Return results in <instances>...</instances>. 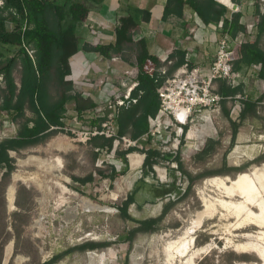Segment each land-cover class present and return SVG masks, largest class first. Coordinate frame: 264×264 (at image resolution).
<instances>
[{
  "label": "rangeland",
  "instance_id": "1",
  "mask_svg": "<svg viewBox=\"0 0 264 264\" xmlns=\"http://www.w3.org/2000/svg\"><path fill=\"white\" fill-rule=\"evenodd\" d=\"M62 1L57 0L58 3ZM117 18L108 25L114 28L118 24ZM7 26L8 30L12 29L10 23ZM135 36H139L137 32ZM246 39L251 41V34ZM120 63L122 70L114 77L102 76V71L98 70L90 72L88 67L82 72L83 76H90L93 84L103 81L99 87L102 93H98L100 97L97 99L102 112L108 109L113 92L120 91V82L125 79L123 71L126 64L123 60ZM97 66L104 69L101 63ZM243 73H246L243 77L247 82L245 93L256 99L259 96V81L254 73ZM13 75L19 86L20 61L15 65ZM68 77L72 80L75 78L73 73ZM77 83L78 88L89 91L90 87L79 78ZM4 89V80H0V104ZM51 93L53 100H56L58 90L52 88ZM236 104V101L228 103L230 118ZM74 107L73 101L68 103V117L73 116ZM260 112L254 125L245 123L242 126L238 140L232 147L231 133L226 130L228 119L222 113L216 115L213 118L216 131L203 135L207 141L209 136L216 135L223 128V134L227 136L225 147L206 161L194 160L193 152L179 156V161L172 159L178 164L182 163V167L179 164L181 174L169 170L164 183L156 175L153 178L147 175L146 180L140 178V174L131 171L130 167L114 181L101 177L98 169L110 174L114 167L110 163L112 159L97 167L95 152L91 147L74 142L66 131L45 144L20 153L10 152L15 169L5 180V170L0 169V264H38L51 260L56 254L64 255L54 264H185L192 252L202 249L204 251L198 254L193 264H264V162L249 165L245 171L233 175H208L196 181L191 192L186 193L190 184L188 174L198 176L206 171L224 169L225 162L228 166H245L264 154V101ZM28 115H32L30 111ZM70 117L66 120L68 128L76 123ZM18 129L19 122L11 121L5 113L0 116V141ZM200 143L197 146H201L202 150L205 143ZM30 158L41 161L22 164ZM54 158L57 160L52 161ZM118 163L122 172L124 165ZM256 171L257 174L253 175ZM15 174L25 175L30 180H19L14 184V207L10 208L6 192ZM90 174H93V181L86 185L71 178V175L86 177ZM242 174L248 175L244 184L246 189L233 186ZM213 179L219 181L207 184ZM57 182L63 189L55 188ZM132 192L135 204L130 205L128 211L134 220L159 216L168 202H174L175 206L161 222L158 231L139 234L130 245L125 238L127 232L137 224L122 215L117 206L122 205ZM87 204L110 211L89 209ZM15 227L20 230L19 234ZM89 241L110 242L111 245L102 250L78 249V246ZM176 245H188L189 253L181 257L176 255ZM231 253L245 256L246 259L234 260Z\"/></svg>",
  "mask_w": 264,
  "mask_h": 264
},
{
  "label": "trees",
  "instance_id": "2",
  "mask_svg": "<svg viewBox=\"0 0 264 264\" xmlns=\"http://www.w3.org/2000/svg\"><path fill=\"white\" fill-rule=\"evenodd\" d=\"M4 5L0 7V73L4 74L5 89L0 104V116L5 113L13 122H19L17 135L0 141V169H4L3 180L11 175L14 159L10 152L20 153L56 137L63 132L66 125L67 105L74 102V112L81 116L86 110H95L99 106L91 97H85L81 92H74V83L68 78L70 74V61L79 51L80 36L77 25L82 23L90 12L88 4L101 6L105 0H65L58 3L57 0H3ZM186 8L193 12V19L186 21ZM259 10V7H258ZM143 20L150 21V14L141 10ZM242 14L234 13L228 17L227 6L218 0H166L162 20L179 23L185 30L196 18L202 26L210 24L220 25L221 33H228L235 38L241 32H245V24L241 23ZM12 26L8 30L7 24ZM139 26V20L132 14L122 15L118 18V26L115 29L113 42L109 44L84 43L82 50L86 52L99 53L105 58L121 53L122 60L131 66H137L139 74V85L133 90L132 97L137 102L127 108L116 110V121L119 125V134L137 139L148 132V116H155L159 109L158 87L164 82L166 76L161 75V55H152L145 37L135 36V30ZM259 35L256 40H247L241 45L239 56L233 62V71L245 72L254 70L259 81V96L254 99L247 96L239 100L241 113L238 121L230 118V107L228 103H234L236 96H243L246 85L239 83L232 85L227 80L218 81V92L224 97L221 102V111L228 119L226 130L230 133L231 147L237 142L245 123L254 125L261 115V103L264 101V49L260 46V37L264 34V15L258 24ZM34 51L30 56L26 48ZM185 49L175 50L170 54L172 64L168 66V75L174 72L185 62ZM9 53H13L9 56ZM20 61L21 80L20 85L15 81L14 68ZM154 67L150 75L147 70ZM52 88L58 90V97L53 100ZM31 112V116L28 112ZM99 117L96 121H102ZM54 127V128H53ZM227 136L223 134V128L216 135L207 139L202 150L194 155V160L206 161L225 146ZM88 146L94 151L95 148L111 152L113 140L103 136L93 137ZM135 151L134 148L117 150V159L124 165L121 171L112 167L110 174H105L98 169L103 178L114 181L115 178L127 172L129 169L127 154ZM146 159L144 168H152L153 164L161 161L176 159L170 153L161 155L148 143L145 150ZM95 152V151H94ZM98 154L95 152V160ZM264 162V154L257 156L252 162L245 166H228L225 162L224 169L217 171H206L201 175L188 174L189 186L186 193H190L193 184L208 175H233L235 172H243L249 165H259ZM182 167V163H179ZM187 173V172H185ZM148 173L145 172L144 175ZM76 182L86 185L93 181V174L86 177L72 176ZM1 183V182H0ZM135 201L132 192L127 199L118 205L119 212L136 222L137 226L127 232L125 241L130 245L139 234L153 233L159 230L161 222L175 206L174 202H168L163 207L162 213L153 218L145 220H134L129 214V207ZM19 234L20 230L15 227ZM207 240V239H206ZM110 242L89 241L78 249L102 250L110 246ZM234 260L246 259L235 253ZM64 254H56L51 260L39 262L38 264H54L62 259Z\"/></svg>",
  "mask_w": 264,
  "mask_h": 264
},
{
  "label": "built area",
  "instance_id": "3",
  "mask_svg": "<svg viewBox=\"0 0 264 264\" xmlns=\"http://www.w3.org/2000/svg\"><path fill=\"white\" fill-rule=\"evenodd\" d=\"M219 1L227 6L229 18L234 13L241 11L240 6L233 0ZM257 2L264 15V0H257ZM3 5V0H0V7ZM257 24H259L258 21L246 24L245 32H241L235 38L228 33H222L217 41L214 59L208 67L197 65L196 60L199 58V54L196 49H193L186 52L184 64L170 76L168 75V66L172 64L170 54L160 56L161 75L166 78L157 89L160 100L158 112L155 116H148L149 129L143 136L132 139L129 136L120 135L119 125L115 119L116 110L127 108L137 102V99L132 97L133 90L139 85L137 66H132L125 72V79L121 81L122 89L113 99L109 100L108 109L102 112L101 105L98 104L97 109L86 110L81 116L74 113L71 118L76 123L71 124L69 128L66 124L64 131L71 135L74 142L85 146H88L92 138L96 136L113 140L111 152L94 149L98 154L97 167H101L109 161L108 159H112L110 163L115 167V170L119 171L118 162L120 161L117 159V150L134 148L135 151L127 154L128 166L131 171L135 170L139 173L140 178L144 177L146 180L147 175L148 178H153L156 175L164 183L167 181L169 170L181 174L179 164L175 160L155 163L151 169L144 168L147 155L144 150L147 144L150 143L152 148L162 156L170 153L173 158L183 157L192 152L196 154L200 151L201 146H197V144L201 142L200 145H203L206 141L203 134L216 131L213 118L220 113L221 102L224 100V97L218 92V81L227 80L232 85L247 83L243 77L246 73L233 71V62L239 56L241 45L247 42L246 37L250 35ZM218 28L221 29V24L218 25ZM193 34L196 38L198 32L194 31ZM26 50L30 56H33V50L28 47ZM111 61H122L121 53L114 54ZM154 69V67H150L147 72L152 75ZM253 73H255L253 69L247 71V75H253ZM0 80H4L2 73H0ZM75 90L83 94L80 89L75 88ZM246 97V93L243 96H236L237 104L231 112L233 121H237L240 117L239 100ZM99 117H103V120L96 123ZM16 135L15 131L13 135L3 139L13 138ZM145 172L148 174L144 175Z\"/></svg>",
  "mask_w": 264,
  "mask_h": 264
},
{
  "label": "crops",
  "instance_id": "4",
  "mask_svg": "<svg viewBox=\"0 0 264 264\" xmlns=\"http://www.w3.org/2000/svg\"><path fill=\"white\" fill-rule=\"evenodd\" d=\"M64 1L65 0L62 2ZM233 1L240 6L242 24L246 25L254 21H260L261 14L263 15V13L257 0ZM165 3L166 0H105L101 6L96 4H88L90 7L88 17L82 23L77 25V32L80 36L79 51L72 57L70 61V73H73L75 78L74 80L69 77L68 78L73 81L75 88H80L77 87V79L79 78L90 87L88 92H85L80 88L83 94L90 96L96 103H98L97 99L100 97L98 93H102V90L99 87L103 84V81H96L94 84L91 83L90 76H83V70L88 67L90 72H94L95 70L102 71L101 75L108 77H114L122 70L120 63L121 61H111V58L114 55H112L111 58H105L99 55V53L86 52L82 50V45L84 43L96 45L109 44L113 42L115 29L118 24H116L114 28L108 24L109 22H115V18H117L119 15L122 16L126 14H132L139 20V26L136 28L135 32H137L139 36L146 38L150 53L152 55L163 56L167 53L172 54L178 49H185L187 52L196 49L199 54V58L196 60L197 65L208 67L214 59L217 41L222 35L218 25L210 24L208 26L202 27L200 22L195 18V22H191L188 25V28L185 30L179 23L163 21L162 16ZM141 10L149 12L151 16L149 22L143 20ZM185 13L187 16L186 21L193 19V12L190 8H186ZM194 31L198 32L196 38L193 34ZM250 34L252 38L251 41L258 39V24L254 27ZM259 40L260 46L262 47L264 42V34ZM90 61L92 64H90ZM99 63L104 66L103 70L98 68L97 65ZM125 64L126 67L123 71V74L132 67L126 62ZM121 89L122 88H120V91ZM120 91H114L113 97H115ZM246 95L253 98V95ZM101 96L103 97V95ZM74 113L75 112H73V114ZM253 135L256 137V134ZM11 185H13V181L9 187ZM9 187L7 188V191ZM133 204H135V201Z\"/></svg>",
  "mask_w": 264,
  "mask_h": 264
},
{
  "label": "bare ground",
  "instance_id": "5",
  "mask_svg": "<svg viewBox=\"0 0 264 264\" xmlns=\"http://www.w3.org/2000/svg\"><path fill=\"white\" fill-rule=\"evenodd\" d=\"M131 158H134V157H131ZM57 159L56 158H54L52 161H56ZM30 161H41L40 159H38V158H30V159H28L27 161H25V162H22V164H26L27 162H30ZM43 161V160H42ZM49 163V162H48ZM28 164V163H27ZM57 164V163H56ZM53 165V164H52ZM58 167V166H57ZM49 168V167H48ZM52 168V167H51ZM60 168V167H59ZM55 169H58V168H55ZM258 171V170H257ZM257 171L255 172V173H253V175L255 174H257ZM247 179H248V175L247 174H242V175H240L239 177H238V179L233 183V186H237L238 187V189H241V188H245L244 187V184L246 183V181H247ZM19 180H21V181H24V182H26L27 180H28V178L25 176V175H22V174H15L14 176H13V185H11L10 187H9V189H8V192H7V203H8V205H9V207L10 208H13L14 207V200H15V183L17 182V181H19ZM30 180V179H29ZM28 180V181H29ZM65 180H68L67 178H65ZM219 180H216V179H213V180H210V181H208V183L207 184H210V183H214V182H218ZM40 182V181H39ZM33 183V182H32ZM39 184V183H38ZM43 185V184H42ZM51 185V184H50ZM56 186L57 187H55L56 189L57 188H59L60 187V189H63V187L60 185V183H56ZM48 187V186H47ZM51 187V186H50ZM54 187V186H53ZM52 189H54V188H52ZM246 189V188H245ZM71 194H73V195H76L75 193H71ZM63 203V202H62ZM89 209H100V210H104V211H110V209H108V208H105V207H99V206H97V205H92V204H87L86 205ZM202 218V217H201ZM193 230V229H192ZM191 231V230H190ZM189 231V232H190ZM190 234V233H189ZM185 238V237H184ZM193 238V237H192ZM183 240H185V239H183ZM191 242L193 243V240L191 239ZM180 243V242H179ZM188 243H189V241H188ZM186 244V243H185ZM180 245V244H179ZM179 245L176 247V251H175V253H176V255H178V256H185L186 254H188L189 253V249L190 248H188V245L187 246H184V247H182V246H180L179 247ZM207 247V246H206ZM209 247V246H208ZM243 247V246H242ZM202 249V248H201ZM207 249V248H206ZM244 249V248H243ZM204 251V249H202V250H197V251H194V252H192L191 254H190V256L188 257V259H187V261H186V263L185 264H193V260L198 256V254L200 253V252H203ZM240 251V250H239ZM174 253V254H175ZM202 254V253H201ZM173 255V254H172ZM174 256V255H173ZM174 259V258H173ZM168 260V259H167ZM171 260V259H170ZM172 261V260H171ZM170 263V262H169Z\"/></svg>",
  "mask_w": 264,
  "mask_h": 264
}]
</instances>
